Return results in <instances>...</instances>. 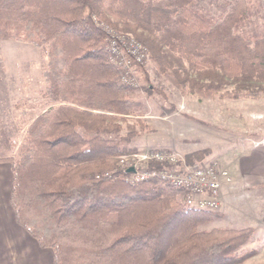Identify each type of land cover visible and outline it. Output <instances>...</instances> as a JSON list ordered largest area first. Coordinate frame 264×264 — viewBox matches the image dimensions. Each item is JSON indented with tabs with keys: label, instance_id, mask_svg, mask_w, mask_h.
Returning a JSON list of instances; mask_svg holds the SVG:
<instances>
[{
	"label": "trees",
	"instance_id": "1",
	"mask_svg": "<svg viewBox=\"0 0 264 264\" xmlns=\"http://www.w3.org/2000/svg\"><path fill=\"white\" fill-rule=\"evenodd\" d=\"M224 1L206 19L194 0H0V39L44 58L45 103L10 159L11 204L52 264H240L254 254L238 252L251 228L198 230L212 212L162 182L126 183L115 166L121 123L141 113L109 61L104 26L141 43L177 87L263 98L264 32L239 35L249 1Z\"/></svg>",
	"mask_w": 264,
	"mask_h": 264
},
{
	"label": "rangeland",
	"instance_id": "2",
	"mask_svg": "<svg viewBox=\"0 0 264 264\" xmlns=\"http://www.w3.org/2000/svg\"><path fill=\"white\" fill-rule=\"evenodd\" d=\"M248 1L249 18L236 32L254 38L264 32L262 0ZM194 2L195 10L206 19L219 16L226 4L224 0ZM148 57L145 66L133 67L136 87L129 95L139 103L137 111L141 115L129 116L121 123L119 136L124 141L119 146L125 152L115 157L116 169H120V157L146 150L176 152L188 166L219 164L228 171L230 180L220 188L219 209L209 211L213 213L210 220L197 229L251 228V238L238 252L254 250V254L240 264H264V154L259 157L261 162L252 165V151L264 149V97L236 99L224 93L226 88L206 95L193 94L160 75L149 53ZM43 66V54L33 45L0 39V95L5 103H11L15 120L9 160L17 158L28 122L45 103L41 98L45 88ZM141 68L145 75L139 72ZM17 119L26 122L20 130ZM225 184L231 189L222 206Z\"/></svg>",
	"mask_w": 264,
	"mask_h": 264
},
{
	"label": "built area",
	"instance_id": "3",
	"mask_svg": "<svg viewBox=\"0 0 264 264\" xmlns=\"http://www.w3.org/2000/svg\"><path fill=\"white\" fill-rule=\"evenodd\" d=\"M104 32L109 61L118 68L120 83L133 89L136 87L133 67L145 66L149 59L147 50L133 37L112 28L104 26ZM180 160V155L173 151L146 150L120 157L117 165L125 170L126 183L162 182L180 190L186 206L201 211H217L220 207V188L230 180L228 171L216 163L188 166ZM128 169L132 171L127 172Z\"/></svg>",
	"mask_w": 264,
	"mask_h": 264
},
{
	"label": "crops",
	"instance_id": "4",
	"mask_svg": "<svg viewBox=\"0 0 264 264\" xmlns=\"http://www.w3.org/2000/svg\"><path fill=\"white\" fill-rule=\"evenodd\" d=\"M2 95V93H1ZM0 95V264H52L53 252L42 248L37 241L17 222L11 204L12 157L10 138L14 132L15 120L11 103H5ZM7 104V105H6ZM264 147V146H263ZM252 161L259 163L264 149L252 151ZM264 161V160H263ZM225 184L221 191L222 206L230 191Z\"/></svg>",
	"mask_w": 264,
	"mask_h": 264
},
{
	"label": "water",
	"instance_id": "5",
	"mask_svg": "<svg viewBox=\"0 0 264 264\" xmlns=\"http://www.w3.org/2000/svg\"><path fill=\"white\" fill-rule=\"evenodd\" d=\"M131 171H132V169H128V170H127V172H131Z\"/></svg>",
	"mask_w": 264,
	"mask_h": 264
}]
</instances>
